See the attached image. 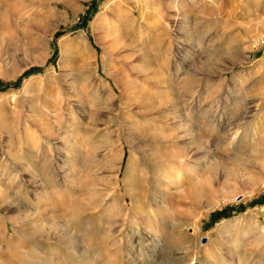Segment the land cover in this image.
Returning <instances> with one entry per match:
<instances>
[{
	"label": "rangeland",
	"instance_id": "1",
	"mask_svg": "<svg viewBox=\"0 0 264 264\" xmlns=\"http://www.w3.org/2000/svg\"><path fill=\"white\" fill-rule=\"evenodd\" d=\"M262 33L264 0H0V264H264Z\"/></svg>",
	"mask_w": 264,
	"mask_h": 264
},
{
	"label": "built area",
	"instance_id": "2",
	"mask_svg": "<svg viewBox=\"0 0 264 264\" xmlns=\"http://www.w3.org/2000/svg\"><path fill=\"white\" fill-rule=\"evenodd\" d=\"M256 49L262 57H264V33L261 34L260 38L257 41Z\"/></svg>",
	"mask_w": 264,
	"mask_h": 264
},
{
	"label": "trees",
	"instance_id": "3",
	"mask_svg": "<svg viewBox=\"0 0 264 264\" xmlns=\"http://www.w3.org/2000/svg\"><path fill=\"white\" fill-rule=\"evenodd\" d=\"M37 71H38V69H34V70H31L30 72H28L27 74L37 72Z\"/></svg>",
	"mask_w": 264,
	"mask_h": 264
},
{
	"label": "bare ground",
	"instance_id": "4",
	"mask_svg": "<svg viewBox=\"0 0 264 264\" xmlns=\"http://www.w3.org/2000/svg\"><path fill=\"white\" fill-rule=\"evenodd\" d=\"M172 17H173V16H172ZM172 17H171V18H172ZM142 64H143V63H142ZM140 67H141V66H140ZM139 70H140V69H139ZM237 135H238V133H237ZM233 139H235V138H233ZM234 145H235V144H234ZM154 164H155V163H154Z\"/></svg>",
	"mask_w": 264,
	"mask_h": 264
}]
</instances>
